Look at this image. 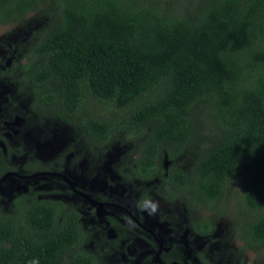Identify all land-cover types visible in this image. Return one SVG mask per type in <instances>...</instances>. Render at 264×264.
Here are the masks:
<instances>
[{"label": "trees", "instance_id": "1", "mask_svg": "<svg viewBox=\"0 0 264 264\" xmlns=\"http://www.w3.org/2000/svg\"><path fill=\"white\" fill-rule=\"evenodd\" d=\"M26 20L38 32L15 42L0 76L29 87L34 115L68 124L88 146L129 132L136 163L123 176L161 180L166 199L215 218L229 212L225 230L241 242L239 264L247 249L256 253L251 264H264V0H0V23ZM9 107L3 119L31 117ZM1 125L0 175L18 168L12 156L23 145L10 146ZM60 158L49 168L62 170ZM35 190L17 192L12 211L3 210L0 190V264H104V255L127 253L129 240L84 227L77 205ZM215 218L192 227L209 235ZM96 234L101 242L89 243ZM129 235L156 245L148 232ZM171 237L161 259L193 264L174 255L183 244Z\"/></svg>", "mask_w": 264, "mask_h": 264}, {"label": "rangeland", "instance_id": "2", "mask_svg": "<svg viewBox=\"0 0 264 264\" xmlns=\"http://www.w3.org/2000/svg\"><path fill=\"white\" fill-rule=\"evenodd\" d=\"M26 23L27 20L24 22L25 26L22 23H0V67L6 62L7 54L16 41H19L22 36L27 34H37L39 23H34L33 26L29 21L27 25ZM31 31L33 32L31 33ZM25 44L27 43L25 42ZM14 71L16 70L14 69ZM13 78L5 74L0 76V115L3 116V108L6 114L11 112L10 107L6 105H10L13 101L22 109H27L31 116L17 115L13 120L4 122L6 128L4 135L14 144L19 141L23 144L21 145L20 153H17L19 156L12 159L17 164V167L28 165V170L47 167L49 166L47 161L37 159L35 155L43 158H57L56 154L69 148L64 159L68 160L71 158L73 160L75 170L71 171V174L79 183H89L92 187L106 189L108 193L120 194L124 200L129 199L131 201L125 200L124 203L133 204L144 195H148L157 201L159 209L155 215H149L147 211H142L145 217L144 222L152 228H157L158 235L163 240H171L172 234L178 235L179 241L183 244L185 257L188 259L190 257L195 261V264H206L203 258H207L212 264H225L227 261H229V264H239L238 255L235 257L234 251L241 245V242L235 238L231 239V236L225 230L229 224L228 219H225L229 212H224L225 218L222 215L215 218L213 211L190 209L184 199H166L162 194L161 180L157 182L156 178L151 180V178L142 179L131 175L129 176L130 178L126 175V177L123 176L129 166H134L136 163L133 141L135 136L132 138L131 134H126L129 132L120 131L122 133L119 132L120 134L111 136L104 143H92L88 146V142L83 136H79L76 142V138L72 135L68 124L55 121L50 115L39 118L34 115L32 108L29 107V87L25 84L17 83ZM112 113H118L123 116L127 112L117 108ZM0 144L5 148V144L2 141ZM161 162L170 163L168 158H162ZM16 169L24 170L21 168H15L14 170ZM2 176L0 175V178ZM33 178L31 179L34 180ZM11 180L9 177V179L5 178L0 182L3 199L1 206L4 211H12L14 209L13 199L16 194L11 191ZM15 182L17 184L21 183L20 180ZM36 183L32 182L31 184L36 185ZM41 185L38 188L39 196L53 188L50 185H44L43 181ZM39 190H41V193H39ZM52 196L77 205L76 211L84 227L89 225L103 229L106 226L104 225L106 223L96 216L91 202L80 200L73 194L70 197V193L56 191ZM125 205L131 208L130 205ZM102 211L104 214L108 212ZM201 216H213L215 218V220H212L214 226L212 235L201 234L193 229L192 223ZM125 226L123 232L121 231L122 236L126 239L125 241L129 240L131 242L127 247L124 246L127 253L115 252L111 256L104 255L102 257L104 264H145L146 260L154 257L156 247H150L147 239L139 235H136L131 241L133 235L130 236L129 234L134 233V231L129 226ZM107 230L106 233L112 232L111 229ZM102 238L103 235L96 234L90 238L89 243H100ZM231 257L234 258L229 259ZM243 258L245 259V264H251L256 258V253L247 249L243 254Z\"/></svg>", "mask_w": 264, "mask_h": 264}, {"label": "flooded vegetation", "instance_id": "3", "mask_svg": "<svg viewBox=\"0 0 264 264\" xmlns=\"http://www.w3.org/2000/svg\"><path fill=\"white\" fill-rule=\"evenodd\" d=\"M13 103L14 102L12 101L10 105L17 106L15 103L14 104ZM10 105H6V106H10ZM2 114H3V116L7 115L8 118L11 116V113L6 114L4 112V108H3ZM17 115L18 114H15L11 119H3V116L0 115V122L3 123V125H1V128H3L2 134H4V131L6 129L4 122L9 121V120H13ZM1 141L5 144V148L1 144H0V148L4 152V155H6L7 145L3 140H0V142ZM8 141L10 143V146H14V143L12 141H10L9 139H8ZM67 151H69V150L65 149L63 152L56 154L57 158L61 157L60 158L61 159V165L64 167L62 170H53V169H50L49 166L47 168H41V169L34 170V171L33 170L26 171L25 169L24 170L8 169L2 175L7 174V177H4V179L5 178L9 179V177L12 179L11 180V182H12L11 191L15 194L17 192L19 193L20 191L27 192L30 187L33 189H36L35 191H38V188L40 187L41 182L43 181V183L47 182V183H44V185L47 184V185H50L51 187H53V188L49 189L48 190L49 192L46 194H49L52 196L53 193H55L56 191L57 192H63V193H70V197L73 194L74 196L78 197L79 199L85 200L87 202H91L94 206V210H95V213H96V216L98 217V219L100 218V220H102L106 223V224H104V225H106V226H104V228L106 227L107 229L112 230V232L106 233V235L110 239L116 238V236L121 237L122 236L121 231L123 232V228L126 227L125 225L129 226L135 232L139 231V232H142L144 234L148 232V235L152 236L154 238V240L156 241L155 254H154L153 258H150V261H152L156 264H184V263H180L177 259H175L173 257H171L168 261H163L161 259L162 250L168 251L169 249H171V244L165 243V239L164 240L161 239L158 235V232L156 233L150 225H147L144 222V218H145L143 216L144 213H142V211H140L136 207V202L138 200H136L133 204H130L128 202L124 203L125 200H127V201H130V200L129 199L124 200V198L119 194V192H118L119 195L114 194V197L116 199L115 201L101 200L97 197V196H101V195H96L97 190L101 191V192L105 190V193H107L110 196L113 193H111V192L108 193L106 189L92 187L89 183H84V184L79 183L76 179H74L72 177V174H71V171L75 170V165H73L74 162L71 158H69L68 160L64 159ZM18 156H19L18 154H13L12 159L17 158ZM35 157L37 159L46 160L48 163L51 162L52 165L54 164L53 160H55V157L54 158H52V157L43 158V157H40L37 155H35ZM18 168L23 169L22 167H19V166H18ZM36 172H42V173L33 175ZM57 173H59V174H57ZM60 173L66 175L68 179L75 181L73 187H71L70 183L62 175H60ZM32 177H34L33 178L34 180L31 179ZM58 177L61 178L63 182H60L59 184H57V182H58L57 178ZM16 180H20L21 183L17 184V182H15ZM32 182H37V183H36V185H33V184H31ZM56 188H59V189H56ZM80 191L86 193L89 197H86V196L80 194ZM94 195H96V196H94ZM92 201L101 202L102 205H96ZM125 204L130 205L131 208L126 206ZM105 208H106V210H105ZM97 209H98V212H99V209H101V211L98 213ZM102 210L108 211L107 214H104V212ZM101 212H102V214H101ZM114 215H116L118 217H115ZM109 216H111V217H109ZM140 218H142V219H140ZM129 220L131 222H129ZM127 229H128V227H127ZM143 230H146V231H143ZM152 232L156 236H154ZM156 237L161 241V244H159ZM125 240L126 239H124V237H123V241H125ZM160 245L162 248L159 251L158 255H156V252L158 251ZM149 246L153 247L150 243H149ZM174 247L175 248L172 249V251L174 252V255L180 254V257H183V262H186L185 258H187V257H185V255L183 253V245L180 247L178 245H176ZM180 249L182 252L180 251ZM177 251H178V253H177ZM144 257H145V255H144ZM189 259L191 260V263L195 264V261H193L190 257H189Z\"/></svg>", "mask_w": 264, "mask_h": 264}, {"label": "clouds", "instance_id": "4", "mask_svg": "<svg viewBox=\"0 0 264 264\" xmlns=\"http://www.w3.org/2000/svg\"><path fill=\"white\" fill-rule=\"evenodd\" d=\"M136 207L140 211H147L149 215H155L159 209V204L150 196L144 195L136 202ZM129 222L131 221L129 220ZM28 264H40V261L38 258H35L29 260Z\"/></svg>", "mask_w": 264, "mask_h": 264}, {"label": "water", "instance_id": "5", "mask_svg": "<svg viewBox=\"0 0 264 264\" xmlns=\"http://www.w3.org/2000/svg\"><path fill=\"white\" fill-rule=\"evenodd\" d=\"M42 172H36V173H34L33 175H36V174H41ZM57 174H59V173H57ZM60 175H62L69 183H70V185H71V187H73V185H74V183H75V181L74 180H70V179H68L67 178V176L66 175H64V174H62V173H60ZM7 176V174H4L1 178H0V181L2 180V179H4V177H6ZM80 194H82V195H84V196H86V197H89L86 193H84V192H82V191H80ZM94 204H96V205H102V203L101 202H98V201H92ZM101 211V209H99V212ZM97 212H98V209H97ZM98 212V213H99ZM150 230V229H149ZM153 233V232H152ZM153 235L154 236H156L154 233H153ZM157 238V237H156ZM157 240H158V242H159V244H161V241L157 238ZM161 245H160V247H159V249H158V251L156 252V255H158V253H159V251L161 250Z\"/></svg>", "mask_w": 264, "mask_h": 264}]
</instances>
